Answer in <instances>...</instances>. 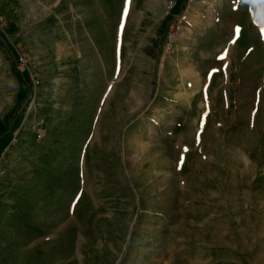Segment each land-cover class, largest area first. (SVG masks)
<instances>
[{
    "label": "rangeland",
    "instance_id": "obj_1",
    "mask_svg": "<svg viewBox=\"0 0 264 264\" xmlns=\"http://www.w3.org/2000/svg\"><path fill=\"white\" fill-rule=\"evenodd\" d=\"M0 264H264V0H0Z\"/></svg>",
    "mask_w": 264,
    "mask_h": 264
},
{
    "label": "built area",
    "instance_id": "obj_2",
    "mask_svg": "<svg viewBox=\"0 0 264 264\" xmlns=\"http://www.w3.org/2000/svg\"><path fill=\"white\" fill-rule=\"evenodd\" d=\"M170 29H171V26H170ZM171 32H172V30H171ZM170 36L173 37L172 34ZM170 41L172 42L171 38H170ZM28 63L29 62H28L27 58L23 54L17 55L16 66H17V69L20 71L21 74L25 73L26 70H27L28 73H30L29 67H28ZM30 78H31V82L33 83V87H36L38 85V81H37L36 77L31 75ZM32 103H33V101L31 102V104ZM34 134H35V137H36L37 140H41L43 138V134L44 133H43V131L41 129V126H40V128L38 127L34 131ZM15 135H14V137H15Z\"/></svg>",
    "mask_w": 264,
    "mask_h": 264
},
{
    "label": "snow or ice",
    "instance_id": "obj_3",
    "mask_svg": "<svg viewBox=\"0 0 264 264\" xmlns=\"http://www.w3.org/2000/svg\"><path fill=\"white\" fill-rule=\"evenodd\" d=\"M235 31H236L237 34H239V32H240L239 27H237V28L235 29ZM226 55H227V50H225V53L220 57V59H224V58L226 57Z\"/></svg>",
    "mask_w": 264,
    "mask_h": 264
}]
</instances>
